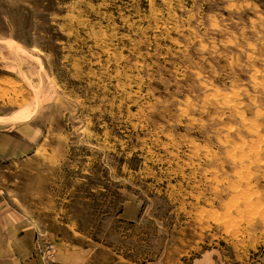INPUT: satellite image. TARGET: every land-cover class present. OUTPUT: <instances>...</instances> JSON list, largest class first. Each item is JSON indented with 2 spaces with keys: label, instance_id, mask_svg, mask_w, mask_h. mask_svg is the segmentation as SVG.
<instances>
[{
  "label": "rangeland",
  "instance_id": "1",
  "mask_svg": "<svg viewBox=\"0 0 264 264\" xmlns=\"http://www.w3.org/2000/svg\"><path fill=\"white\" fill-rule=\"evenodd\" d=\"M0 112L37 129L0 189L47 229L264 264V0H0Z\"/></svg>",
  "mask_w": 264,
  "mask_h": 264
},
{
  "label": "crops",
  "instance_id": "2",
  "mask_svg": "<svg viewBox=\"0 0 264 264\" xmlns=\"http://www.w3.org/2000/svg\"><path fill=\"white\" fill-rule=\"evenodd\" d=\"M36 142L37 129L30 121L19 122L0 112V162L30 159L37 152ZM139 214L136 205L129 201L118 218L131 222ZM39 235L54 244V264H135L116 254H110L109 262L103 261L100 255L104 251L98 243L67 236L59 228L47 229L34 213L13 209L0 189V264H42Z\"/></svg>",
  "mask_w": 264,
  "mask_h": 264
},
{
  "label": "built area",
  "instance_id": "3",
  "mask_svg": "<svg viewBox=\"0 0 264 264\" xmlns=\"http://www.w3.org/2000/svg\"><path fill=\"white\" fill-rule=\"evenodd\" d=\"M37 244L41 252L42 264H54V254L56 251L54 244L43 235H39Z\"/></svg>",
  "mask_w": 264,
  "mask_h": 264
}]
</instances>
